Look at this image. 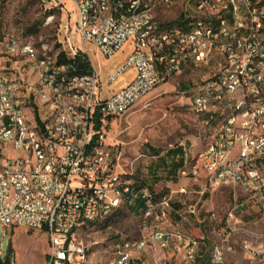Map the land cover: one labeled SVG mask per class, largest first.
Here are the masks:
<instances>
[{"label": "built area", "instance_id": "built-area-1", "mask_svg": "<svg viewBox=\"0 0 264 264\" xmlns=\"http://www.w3.org/2000/svg\"><path fill=\"white\" fill-rule=\"evenodd\" d=\"M44 1L67 13L61 48L43 44L40 51L14 33L0 38L3 227L45 231L47 264H84L87 248L78 230L131 203L127 195L138 196L132 172L119 171L110 155V121L171 77L208 69L213 61L216 71L194 84L187 105L211 114L214 133L197 156L190 159L185 148L178 173L194 180L204 175L214 190L241 188L264 210V0H182L180 22L171 25L158 23L157 13L178 0ZM89 46L105 61L130 51L103 72ZM60 51L69 59L87 56L91 68L82 73L60 63ZM128 72L125 85L108 89ZM178 191L188 193L186 186ZM143 197L141 238L116 244L112 264H132L134 254L154 246L195 264L200 240L163 226L171 197L158 200L147 189ZM223 235L209 264H225Z\"/></svg>", "mask_w": 264, "mask_h": 264}, {"label": "rangeland", "instance_id": "rangeland-1", "mask_svg": "<svg viewBox=\"0 0 264 264\" xmlns=\"http://www.w3.org/2000/svg\"><path fill=\"white\" fill-rule=\"evenodd\" d=\"M182 5V0H178L170 11H159L157 22L171 25L180 20ZM67 23V13L44 0H0V38L14 33L21 40L32 41L40 51L43 44L54 51L64 39ZM88 48L93 65L99 70L102 64L103 72L123 60L130 51L127 47L105 61L95 54L93 46ZM213 65L214 61L208 69L171 77L111 120L107 127L110 155L119 171L132 172L137 183L143 181L145 186L155 188L159 199L171 197L169 220L163 226L174 227L200 240L201 256L195 264L210 263L213 246L222 242L224 232L227 235L223 242L225 264H263L264 210L257 197L230 186L211 189L204 175L194 180L179 173L167 175L162 166L157 167V171L152 167L160 163L168 150L178 146L185 147L191 159L211 140L215 127L211 114H195L187 102L194 84L205 73L216 71ZM131 75L133 73L128 72L108 89L116 90L125 85L124 81ZM31 77L35 80L34 75ZM182 186L187 187L188 193H179ZM126 199L133 200L134 212L144 206L133 194ZM235 206L236 218L229 227L227 219ZM191 207H195V213ZM134 212L124 204L93 226L78 230L76 236L87 248L84 264H112L116 244L141 238L140 219ZM251 251L258 252L256 259ZM48 252L45 231L0 224V264H47ZM136 254L132 264H187L182 255H168L157 246Z\"/></svg>", "mask_w": 264, "mask_h": 264}, {"label": "trees", "instance_id": "trees-1", "mask_svg": "<svg viewBox=\"0 0 264 264\" xmlns=\"http://www.w3.org/2000/svg\"><path fill=\"white\" fill-rule=\"evenodd\" d=\"M179 23L180 20H177L174 23ZM59 48H61V43L57 44V48L55 51H57ZM58 61L60 63H73L77 66L79 72H86L88 69L91 68V63L89 61V58L87 56H77L75 59H69L66 57L65 53L63 51H60L58 54ZM185 162L184 157V149L182 146H178L176 148L170 149L167 151V154L164 158H161L160 163H156L153 167L154 171H157V167H163V170L166 172L167 175L175 176L179 172V170L183 167ZM144 189L148 190V193L153 196L154 198L159 199V192L156 191L155 188L145 186L143 181H139V183H136L135 185V191L138 192V196L135 198L136 200L143 202L145 201V198L143 197ZM128 207L134 212L132 209V202L127 204ZM144 207V206H143ZM143 207L140 211L134 212L135 214L139 215Z\"/></svg>", "mask_w": 264, "mask_h": 264}, {"label": "crops", "instance_id": "crops-1", "mask_svg": "<svg viewBox=\"0 0 264 264\" xmlns=\"http://www.w3.org/2000/svg\"><path fill=\"white\" fill-rule=\"evenodd\" d=\"M116 62H118V61H116ZM115 62V63H116ZM183 149H184V152H185V147H183ZM203 176V175H202ZM202 176L200 177V178H202ZM203 178H204V176H203ZM206 180V179H205ZM191 208H194L195 209V207H191Z\"/></svg>", "mask_w": 264, "mask_h": 264}]
</instances>
